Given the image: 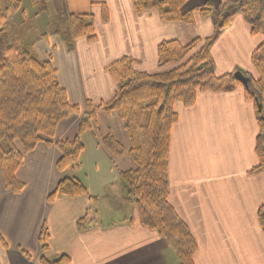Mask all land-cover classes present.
I'll list each match as a JSON object with an SVG mask.
<instances>
[{"label": "crops", "instance_id": "0c3cea01", "mask_svg": "<svg viewBox=\"0 0 264 264\" xmlns=\"http://www.w3.org/2000/svg\"><path fill=\"white\" fill-rule=\"evenodd\" d=\"M206 3L219 4L217 0H188L181 13ZM100 4L107 8V22L101 19ZM62 5L68 14L90 17L96 40H78L68 51L63 37L49 35L45 27L30 49L37 60L51 64L68 103L80 108L85 101L99 105L114 97L117 86L104 72L113 62L129 58L136 72H166L171 66H157L161 42L187 45L211 37L214 31L209 17L195 15L194 24L185 25L161 22L154 11L137 15L131 0H62ZM261 42L262 37H252L245 20L236 16L211 48L215 75L244 70L256 78L250 56ZM174 112L178 122L170 136L169 202L197 243L194 264H264V236L255 215L264 203V176L249 175L257 165L253 151L257 127L243 89L198 94L193 107L178 102ZM96 119L91 130L79 137L84 146L79 165L66 172L91 197L95 196L92 183H101L105 190L107 182L101 180L105 181L104 174L111 176L115 167L100 139L112 132L119 140L114 114L107 118L98 112ZM79 121L78 116L61 121L53 141L76 138ZM59 157L54 146L43 143L24 155L15 173L23 185L19 194L4 188L0 171V264H39L41 257L54 261L61 255L70 259L69 264H175L157 234L140 225L134 208L131 214L121 212L106 224L91 225L78 233L76 222L90 201H47L61 179L56 168ZM116 194L119 198V187ZM42 227L48 235L46 253L38 241Z\"/></svg>", "mask_w": 264, "mask_h": 264}, {"label": "trees", "instance_id": "16d2710c", "mask_svg": "<svg viewBox=\"0 0 264 264\" xmlns=\"http://www.w3.org/2000/svg\"><path fill=\"white\" fill-rule=\"evenodd\" d=\"M34 1L36 9L48 3L57 8L56 15L48 20L47 31L51 36L61 35L68 51L73 50L78 40L95 41L90 17L67 15L62 0ZM131 1L137 15L154 11L164 23L193 25L195 15L209 17L214 27L213 34L187 45L176 41L160 43L157 46L158 67L174 66L162 74L135 72L133 60L129 58L115 61L104 69L117 85L114 97L100 105L85 101L82 108L68 103L65 91L57 83V73L49 62L38 61L30 47L20 49L1 40L0 171L3 186L13 194L22 191L23 185L17 182L15 173L21 167L24 155L39 143H44L58 150L60 157L56 168L62 176L49 195L48 203H53L56 198L92 200L84 185L77 179L64 176V172L79 165V157L84 150L79 137L90 130L96 111H116L129 134L128 155L136 165L134 170L119 174L125 189V202L134 205L144 228L156 232L164 240L177 264H194L196 241L169 202L170 132L177 122L174 105L179 102L184 107H192L198 94L228 93L240 86L245 100L253 105L258 127L255 138L258 162L249 173L264 175V0H221L216 8L207 4L185 13H180V9L187 0ZM100 7L101 19L107 22V8L104 4ZM20 8V0H0V34H3L6 17ZM236 16H241L248 24L251 36L262 37V42L250 56L256 78L242 73L249 79L247 86H242L232 73L216 76L211 56L213 44L231 26ZM72 115H81L78 136L72 141L53 143L57 125ZM135 130L141 132V138ZM16 143L21 150L17 149ZM102 144L116 157L124 152L122 145L111 134L102 139ZM256 216L264 235V205L258 209ZM95 219L96 212L88 208L77 221V230L85 231L86 223ZM46 239V229L42 227L38 241L43 253L48 248ZM39 264H69V259L61 256L48 261L41 257Z\"/></svg>", "mask_w": 264, "mask_h": 264}, {"label": "rangeland", "instance_id": "374dc122", "mask_svg": "<svg viewBox=\"0 0 264 264\" xmlns=\"http://www.w3.org/2000/svg\"><path fill=\"white\" fill-rule=\"evenodd\" d=\"M188 1V0H187ZM219 3L221 2V0H217ZM20 3H21V8L18 12H14L13 14L9 15L8 17H6V21H5V24L3 25V34L1 33L0 34V42H2L1 40H4V42H7V44L10 46L11 44L13 46H16L20 49H28L30 47V44L32 42V40L34 39L35 36H38L39 33H41L42 30H45V27L47 28V23H48V20L50 18H53L55 15H56V7L53 5V3H48L47 5H45L44 7L42 8H39V9H36L35 8V1L34 0H23L21 1L20 0ZM62 3V1H61ZM186 4V3H185ZM212 5L213 8H216V6H218L217 4L214 6L212 3H206L204 4L203 6L205 5ZM185 6V5H184ZM183 6V7H184ZM203 6H200V7H203ZM63 7V5H62ZM183 7L181 9H183ZM197 8V7H195ZM181 9H180V13H181ZM194 9V8H192ZM190 9V10H192ZM64 10V9H63ZM188 10V11H190ZM186 11V12H188ZM65 12V11H64ZM67 15H72V14H68L67 12H65ZM185 13V12H184ZM73 16H79V15H73ZM90 23H91V20H90ZM46 25V26H45ZM92 25V23H91ZM93 27V26H92ZM214 28V27H213ZM228 29V28H227ZM226 29V30H227ZM94 30V29H93ZM224 32V31H223ZM222 32V33H223ZM95 33V31H94ZM221 33V34H222ZM95 37H96V34H95ZM252 37H256V36H252ZM96 40V39H95ZM162 43V42H161ZM23 44V45H22ZM254 51V50H253ZM252 51V52H253ZM252 54V53H251ZM156 55H157V52H156ZM157 57V56H156ZM39 61V60H38ZM43 62V61H41ZM47 62V61H45ZM157 62H158V59H157ZM114 63V62H113ZM157 66H158V63H157ZM252 66V64H251ZM169 67V66H168ZM253 67V66H252ZM160 68V67H159ZM174 68V66H171V69H169L168 71L172 70ZM254 69V68H253ZM134 70V69H133ZM135 71V70H134ZM255 71V70H254ZM105 72V71H104ZM136 72V71H135ZM167 72V71H166ZM236 72V71H234ZM245 72L244 70L242 71V73ZM256 72V71H255ZM139 73V72H138ZM164 73V72H162ZM162 73H156V74H162ZM228 74H231V73H228ZM245 74V73H243ZM108 75V74H107ZM149 75H153V74H149ZM155 75V74H154ZM225 75V74H224ZM246 75V74H245ZM257 75V74H256ZM109 76V75H108ZM110 77V76H109ZM111 78V77H110ZM251 78H254V77H251ZM114 82V81H113ZM115 83V82H114ZM117 86V85H116ZM240 87V86H239ZM238 88V87H237ZM118 90V88H117ZM222 94V93H220ZM245 99V98H244ZM246 101V100H245ZM248 102V101H247ZM107 103V102H105ZM250 103V102H248ZM101 104H104V103H101ZM251 104V103H250ZM100 105V104H99ZM252 105V104H251ZM193 107V106H192ZM185 108H191V107H185ZM252 109H253V114H254V120H255V124H256V127H257V122H256V119H255V111H254V108H253V105H252ZM98 112H104L106 114V117L107 118H110L111 115H115L116 117V120L115 121H118V131H117V135H118V139L114 137V135L112 134V132H107L105 135H103L100 139V146L113 158L114 160V164H115V167L113 168V173L112 175H107V174H104V180H101L102 183L104 182H107V186L105 188V190H101L100 188V184L98 185V182L97 181H94L92 183V187H91V192L93 194H95V198L94 197H91L89 195V197L92 198V200H90L89 198H86L90 201V204L91 206L89 207L90 209L94 210L96 212V219L89 223H86V228H85V231L87 230V228H89L91 225H96V224H106L107 222H109V220L111 219V216L112 218H116L117 216L120 217L121 216V212L122 214L123 213H126V214H131V208H134L135 211L137 212L136 208L134 207V205H131V204H128L125 202L124 200V190L122 185H121V182H120V177H119V174L122 173V172H126V171H130V170H134L136 168V165L135 163L131 160V158L129 157L128 155V151H129V148H130V139H129V134L127 133V131H125V129L123 128V124H122V121L120 120V117L118 115V113L116 111H113V112H109V113H106L105 111L101 110V111H96L95 113V119H94V122L91 124V128L92 126L96 123L97 121V113ZM176 114V113H175ZM177 115V114H176ZM72 116H78V115H72ZM71 117V116H70ZM78 117L81 118V115H79ZM68 119V118H67ZM66 120V119H65ZM80 122V121H79ZM177 122H178V116H177ZM176 122V123H177ZM175 123V124H176ZM174 124V125H175ZM173 127V126H172ZM90 128V130H91ZM113 128V127H111ZM172 129V128H171ZM89 130V131H90ZM113 130H116L113 128ZM116 132V131H115ZM119 132V133H118ZM136 135L138 137L141 138V132L140 131H136ZM257 132H258V127H257ZM107 134H111L113 136V138L119 142L122 147H123V154L120 155V156H114L112 155L110 152H108L103 144H102V139L107 135ZM122 135V137H121ZM81 136V135H80ZM170 136H171V132H170ZM80 140V138H79ZM81 142V141H80ZM53 143H56L53 141ZM124 143V144H122ZM40 144V143H39ZM44 144V143H43ZM124 145V146H123ZM126 145V146H125ZM129 145V147H128ZM16 147L21 150V148H19V144L16 143ZM84 147V146H83ZM128 147V148H127ZM4 148H6V146H4ZM170 148V147H169ZM170 150V149H169ZM58 151V150H57ZM253 151H254V154H255V139H254V148H253ZM170 153V152H169ZM255 157L257 159V156L255 154ZM59 160V159H58ZM58 162V161H57ZM258 162V160H257ZM75 168V167H73ZM71 169V168H68L65 172H64V176H66V172ZM250 172V171H249ZM249 175H262V174H250ZM110 176V177H109ZM264 176V175H263ZM62 177V176H61ZM67 177V176H66ZM70 178V177H69ZM85 187V186H84ZM119 187V198L117 197V189ZM87 190V189H86ZM88 192V191H87ZM169 196H170V191H169ZM66 199V198H64ZM79 199V198H78ZM75 200V199H74ZM96 201V202H95ZM92 202V203H91ZM264 205V203L262 204ZM260 205L257 210H256V213L255 215H257V211L258 209L262 206ZM111 207L113 209H111ZM174 209V208H173ZM113 210V211H112ZM86 213V211H85ZM113 214H115L116 216H113ZM132 216V215H131ZM137 216H138V212H137ZM82 218V217H81ZM138 219H139V216H138ZM256 219H257V216H256ZM79 220V219H78ZM77 220V221H78ZM105 222V223H103ZM258 222V221H257ZM140 223V221H139ZM77 224V222H76ZM141 225V224H140ZM142 226V225H141ZM77 227V225H76ZM143 227V226H142ZM144 228V227H143ZM149 230V229H148ZM78 231V230H77ZM83 231V232H85ZM151 231V230H150ZM47 232V231H46ZM153 232V231H152ZM78 233H82V232H79ZM156 233V232H154ZM262 233V231H261ZM157 234V233H156ZM263 235V233H262ZM157 236L159 237V235L157 234ZM264 236V235H263ZM163 242L164 240L159 237ZM47 239H48V235H47ZM47 239H46V243H47ZM165 243V242H164ZM197 244V243H196ZM166 245V243H165ZM48 247V246H47ZM167 247V245H166ZM48 249V248H47ZM167 249L169 250V248L167 247ZM170 251V250H169ZM197 251H198V246H197ZM47 252V251H46ZM44 252V253H46ZM171 252V251H170ZM43 253V252H42ZM172 254V253H171ZM197 254V252H196ZM195 254V255H196ZM61 256H64V255H61ZM173 256V254H172ZM67 257V256H66ZM195 257V256H194ZM68 258V257H67ZM174 258V256H173ZM69 259V258H68ZM69 263H70V259H69ZM174 263L177 264L175 258H174ZM193 263H194V259H193Z\"/></svg>", "mask_w": 264, "mask_h": 264}, {"label": "water", "instance_id": "95a60500", "mask_svg": "<svg viewBox=\"0 0 264 264\" xmlns=\"http://www.w3.org/2000/svg\"><path fill=\"white\" fill-rule=\"evenodd\" d=\"M233 77L242 84V86H247L248 82H249V79L245 76L242 75L241 72H234L233 73Z\"/></svg>", "mask_w": 264, "mask_h": 264}]
</instances>
